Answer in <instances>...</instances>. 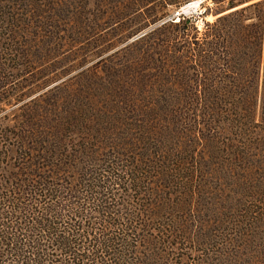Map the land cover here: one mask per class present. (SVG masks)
Instances as JSON below:
<instances>
[{
    "label": "trees",
    "instance_id": "1",
    "mask_svg": "<svg viewBox=\"0 0 264 264\" xmlns=\"http://www.w3.org/2000/svg\"><path fill=\"white\" fill-rule=\"evenodd\" d=\"M25 2L0 0V104L26 97L44 79L24 80L34 59L87 37L100 10L114 11L116 26L96 44H120L191 0H45L20 10ZM200 8L214 19L201 31L181 16L122 53L145 65L163 51L156 111L139 112L158 127L107 130L110 146L75 144L81 112L45 102L13 114L0 131V264H264V0ZM138 74L102 68L104 82ZM134 84L131 94L111 83L118 106L153 100Z\"/></svg>",
    "mask_w": 264,
    "mask_h": 264
},
{
    "label": "rangeland",
    "instance_id": "2",
    "mask_svg": "<svg viewBox=\"0 0 264 264\" xmlns=\"http://www.w3.org/2000/svg\"><path fill=\"white\" fill-rule=\"evenodd\" d=\"M40 1L45 0H27L25 4L20 5V10L23 5L40 3ZM201 0H191L187 5L180 7L178 10L170 11V13L157 24L149 26L141 34L133 37L132 39L126 41L125 43L118 44V38L115 40L105 41L104 44H96L97 39L103 38L105 36H110L112 31L111 29L116 25H113L114 19L112 16L114 11L110 9L99 11L97 13L98 21L97 27H94L87 32L89 35L81 39H76V43H66L62 44L59 49L58 57L50 56L49 52L44 53L45 58L43 61L34 59V65L29 70L30 74L25 75L24 80H30L35 74L44 73V79L40 82H37L23 92L20 93V96H25L19 103L11 102L8 104H0V131L8 124H12L14 120V115L24 112L27 108H35L37 106H44L45 102H49L50 107L53 105L55 110L64 111L66 109L72 111H78L85 114V119L77 127L71 130L73 135L70 136L72 142L78 143L82 138L90 139L88 140L89 144L99 143V145L108 146L113 145L115 138L111 132L116 128L118 129H138L149 130L159 126V122L155 121V117H150L148 120L142 116L139 112H151L156 111L157 104L155 99L159 98L160 95V86H161V71H160V62L162 61L163 51L153 48L150 51L151 61L148 64L140 65L137 64V60H132L129 62L121 61L125 57L124 49L131 45L134 41L142 38L146 34L151 33L157 27L161 26L164 23L170 22L176 24L175 20L170 21L169 19L176 13L183 11L185 17L197 19L196 27L199 31L202 30L205 23H212L214 20L213 17L208 16L205 18L199 17L204 9L200 8ZM197 4V5H196ZM96 9V8H95ZM94 8H91V5H88L86 10V16L89 22L92 19V14ZM66 30V28H63ZM67 36V34H66ZM64 36H61L63 38ZM113 46L108 52L102 54L100 53L105 50L106 47ZM40 47V46H39ZM153 47V45H152ZM42 54V52H41ZM123 55V56H122ZM115 56V59L110 60L105 64L108 57ZM33 61V59H32ZM110 62L115 66V70H121L126 67L134 66V69L143 74L122 76L113 81L104 80L102 75V68L110 65ZM31 63V62H30ZM56 64H59L60 67L56 66L58 69L53 70L52 67ZM159 67V69H158ZM95 77L93 80L92 77ZM125 78H129L126 80ZM101 79V80H99ZM134 81L138 83L147 84V91L150 92L153 90V100H148L142 109L136 108L133 104V110L125 107V105H119L120 101H117L114 94L108 89L111 90V83H121L124 86L123 91L125 93H133ZM47 82L46 87L41 88L42 84ZM16 85L13 84V86ZM14 88V87H13ZM12 88V89H13ZM41 88V89H38ZM95 91L91 92L90 90ZM107 90V91H105ZM114 91V88H112ZM30 93V94H29ZM111 96V97H110ZM139 104V103H138ZM122 108V109H120ZM122 113V120L119 122L120 117L118 115ZM129 112V114H128ZM128 114V115H126ZM84 120H86L84 122ZM72 128V127H71ZM86 128L88 132L84 134L80 133V130ZM74 130H78L74 132ZM4 145L1 144L0 148L4 150ZM102 145V146H103ZM221 242H216V245H220ZM183 249V247H181ZM185 248H189L186 246ZM180 252V251H178ZM216 253V249H215ZM182 254L186 257H194V254H187L185 251H182ZM192 264V259H188V264Z\"/></svg>",
    "mask_w": 264,
    "mask_h": 264
},
{
    "label": "built area",
    "instance_id": "3",
    "mask_svg": "<svg viewBox=\"0 0 264 264\" xmlns=\"http://www.w3.org/2000/svg\"><path fill=\"white\" fill-rule=\"evenodd\" d=\"M184 13L183 11L181 10L180 12H176L169 20L172 21V20H175L176 22H178L179 20V17L183 16Z\"/></svg>",
    "mask_w": 264,
    "mask_h": 264
},
{
    "label": "water",
    "instance_id": "4",
    "mask_svg": "<svg viewBox=\"0 0 264 264\" xmlns=\"http://www.w3.org/2000/svg\"><path fill=\"white\" fill-rule=\"evenodd\" d=\"M201 1L204 2L205 0H201ZM202 2H201V3H202Z\"/></svg>",
    "mask_w": 264,
    "mask_h": 264
},
{
    "label": "bare ground",
    "instance_id": "5",
    "mask_svg": "<svg viewBox=\"0 0 264 264\" xmlns=\"http://www.w3.org/2000/svg\"><path fill=\"white\" fill-rule=\"evenodd\" d=\"M197 5V4H196Z\"/></svg>",
    "mask_w": 264,
    "mask_h": 264
}]
</instances>
